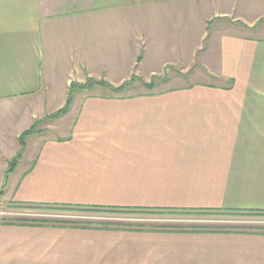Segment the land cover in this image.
Here are the masks:
<instances>
[{"label":"crops","instance_id":"obj_1","mask_svg":"<svg viewBox=\"0 0 264 264\" xmlns=\"http://www.w3.org/2000/svg\"><path fill=\"white\" fill-rule=\"evenodd\" d=\"M155 74L185 84L19 141L72 81ZM0 203L263 214L264 0H0ZM0 264H264V230L0 220Z\"/></svg>","mask_w":264,"mask_h":264},{"label":"rangeland","instance_id":"obj_2","mask_svg":"<svg viewBox=\"0 0 264 264\" xmlns=\"http://www.w3.org/2000/svg\"><path fill=\"white\" fill-rule=\"evenodd\" d=\"M165 75V74H164ZM163 75V76H164ZM159 76V78H158ZM166 77H169V75ZM157 79H159V82ZM161 75H154L148 81H141L134 76H128L119 84L109 83L103 78H94L87 76L80 82L72 81L66 89L65 103L62 108L53 114L42 115L35 119L33 126L25 133L30 135H40L43 138L50 137L56 128V121L68 114L71 107L77 106L81 99L90 96L106 97H125L128 95H137L144 93L157 92L163 87L181 86L185 82L180 79H174L169 83L162 82ZM88 86L86 91H80L79 86ZM148 86V88L146 87ZM150 87V88H149ZM71 97L70 109L60 118H55V114L65 108L68 98ZM23 133L19 141H24ZM23 139V140H22ZM20 152L18 157H20ZM15 160V159H13ZM13 160L8 162L7 171ZM18 159H16L17 161ZM15 167V166H14ZM6 171V173H7ZM12 172V171H11ZM9 174V173H8ZM7 175V174H6ZM22 210H13L11 205L0 203V220H28L47 222L48 224H60L66 226L82 225H119L141 227L145 229L175 228L179 230L191 228L205 229H243V230H264V215H245V214H192V215H171L163 216L154 214H134V213H108V212H80L74 210L62 209H38V208H21Z\"/></svg>","mask_w":264,"mask_h":264},{"label":"trees","instance_id":"obj_3","mask_svg":"<svg viewBox=\"0 0 264 264\" xmlns=\"http://www.w3.org/2000/svg\"><path fill=\"white\" fill-rule=\"evenodd\" d=\"M89 85H84V86H79L78 89L80 91H86L88 89ZM148 88V86H146ZM150 88V87H149ZM70 102H71V97L68 98L67 100V105L65 106L64 109H62L61 111H59L58 113L55 114V118H60L61 116H63L64 114H66L68 112V110L70 109ZM28 134L31 133H25V136H28ZM23 140V139H22ZM19 155H17V158ZM16 159L13 160V162H11L10 166H9V170L7 171L6 174L10 173L13 169V167L15 166L16 163ZM21 208H38V209H62V210H74V211H80V212H91V211H98V212H108V213H134V214H154V215H159V216H163V214H171V215H192V214H209V213H189V212H176V211H153V210H129V209H101V208H94V209H84V208H77V207H57V206H37V205H12V209L13 210H22ZM216 214V213H213ZM217 214H226V213H217ZM229 214V213H227ZM231 214V213H230ZM245 215H264L261 213H252V214H245ZM8 222H12V223H17V224H30V225H41V224H48L47 222H39V221H28V220H14V221H8ZM82 226H92V225H82ZM100 227H129V228H133L132 226H119V225H98ZM136 228H141V227H136ZM152 230H167V231H173L176 230L175 228H157V229H152ZM179 230V229H177ZM186 231H189V229H183Z\"/></svg>","mask_w":264,"mask_h":264}]
</instances>
